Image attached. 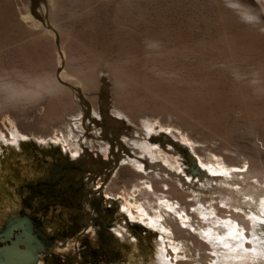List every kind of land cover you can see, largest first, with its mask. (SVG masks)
Instances as JSON below:
<instances>
[{
	"label": "rangeland",
	"instance_id": "374dc122",
	"mask_svg": "<svg viewBox=\"0 0 264 264\" xmlns=\"http://www.w3.org/2000/svg\"><path fill=\"white\" fill-rule=\"evenodd\" d=\"M253 166L264 0H0V247H43L35 259L0 251V264H155L159 249L214 264L238 248L197 249L154 223L173 218L190 236L187 223L223 207L220 177ZM253 230L264 251V219ZM251 257L242 264H264Z\"/></svg>",
	"mask_w": 264,
	"mask_h": 264
},
{
	"label": "bare ground",
	"instance_id": "6f19581e",
	"mask_svg": "<svg viewBox=\"0 0 264 264\" xmlns=\"http://www.w3.org/2000/svg\"><path fill=\"white\" fill-rule=\"evenodd\" d=\"M244 14L247 16L251 15L250 12H247L246 10ZM58 80L38 81L32 87L28 88L9 85L10 88L8 97L11 98V96L14 97L15 95H25V97L36 96L43 91L52 89L54 85L59 83ZM115 144L117 147L122 146L121 142L116 141ZM159 167L161 168V166ZM218 178L219 177H212L211 179L218 180ZM211 179L208 178V181L205 182H209ZM155 182L157 181H154V183ZM158 182L160 183V181ZM154 185L157 186V183ZM213 192H217L219 194V202L217 203L223 204V207H217V211L213 212L214 215L212 216H205L201 219H196V221L187 223V225L193 229L194 233H197L207 240V244L198 240L197 235L194 233L189 234L190 236L188 237H185V233L189 232V230L182 229L179 225V222L173 218H168L165 222L155 221L154 225L157 224L163 226L164 229H171L172 232L179 234L181 238H191V242L193 243L194 247H197V249H210V246H212V248H218L219 245L228 246V248H238V250L233 252H223L222 254L216 253L212 255L210 262L214 264H224L225 261L228 262L232 258H234L232 260L241 261L240 264H242L246 263L245 261L247 259L254 260L251 257V253L256 258L258 255H264V251L261 248V244L259 242L261 237L255 233L256 235L254 234V236L256 237V240L251 239V235L254 232V225L259 224L260 219H264V167L253 166L247 169L236 168L235 171H229L228 174H226L223 178L220 177L219 185L218 187L213 188ZM175 194H177V191ZM182 196H184V194ZM243 205L250 207V210L248 212L240 213L237 211L235 212L232 209L242 207ZM204 209L207 210L208 208H205L204 206ZM193 218L196 217L193 216ZM119 228L121 227H116L115 231L117 233L120 231ZM178 246L179 245H175L174 247L178 248ZM17 247L21 249L19 245ZM253 248H255V250ZM8 249L14 255L15 259L22 258H19V256L13 251L14 246L8 247ZM212 250L213 252L216 251L215 249ZM164 252V249H159L156 252L155 264H172L167 259L168 255H164ZM205 257H207V255H205Z\"/></svg>",
	"mask_w": 264,
	"mask_h": 264
},
{
	"label": "water",
	"instance_id": "95a60500",
	"mask_svg": "<svg viewBox=\"0 0 264 264\" xmlns=\"http://www.w3.org/2000/svg\"><path fill=\"white\" fill-rule=\"evenodd\" d=\"M13 242L14 241H11L10 244H6V245L1 246L0 247V251L4 252V253L9 252L8 247L14 245V250L13 251L19 256V258L20 257L25 258V257H27L29 255L32 256V259L33 258L34 259L37 258L36 250H35L34 246L32 244H30V239L29 238H27L25 240H22V241H19V242H21V243H23L25 245V247L21 248V249L17 247L19 245L18 241H17L18 243L17 242L13 243Z\"/></svg>",
	"mask_w": 264,
	"mask_h": 264
},
{
	"label": "flooded vegetation",
	"instance_id": "af4514ba",
	"mask_svg": "<svg viewBox=\"0 0 264 264\" xmlns=\"http://www.w3.org/2000/svg\"><path fill=\"white\" fill-rule=\"evenodd\" d=\"M21 237H23V236H21ZM17 238H18V237H17ZM37 241H38V240H37ZM35 243H37V242H35ZM35 243H34V244H35ZM37 245H38V243H37ZM39 246H40V245H38V246H34V247H37L36 249L43 248V247H41V246L39 247ZM37 257H38V256H37Z\"/></svg>",
	"mask_w": 264,
	"mask_h": 264
}]
</instances>
